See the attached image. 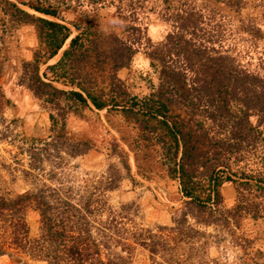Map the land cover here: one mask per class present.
Instances as JSON below:
<instances>
[{
  "label": "trees",
  "instance_id": "trees-1",
  "mask_svg": "<svg viewBox=\"0 0 264 264\" xmlns=\"http://www.w3.org/2000/svg\"><path fill=\"white\" fill-rule=\"evenodd\" d=\"M216 2L235 12L241 8V1ZM149 14L170 26L157 43L146 33L143 20ZM212 20L181 0H0V28L6 32L0 42L21 26H32L37 39L31 61L22 65L23 84L48 111L53 138L26 151L30 170L40 168L50 146L58 168L63 154L75 158L98 149L88 139L68 142L62 132L69 115L105 111L109 123L118 118L114 127L137 172L164 173L183 199L172 226L133 230L120 225L132 205L115 211L105 200L122 179L116 169V177L91 186L44 184L15 197L0 196V257L130 264L141 247L150 264H219L208 252L227 238L231 247L248 251L252 239L243 224L264 217V52L257 53L254 69L239 63L228 53L239 54L237 49L223 50L225 27ZM238 22L250 39L264 41L259 27ZM71 28L77 32L72 38ZM68 39L59 59L40 75L41 65ZM138 53L150 66L151 76L139 77L147 86L144 94L134 93V79L129 84L117 76ZM3 63L0 56V76ZM109 150L129 176L128 153L118 143ZM224 184L235 190L229 209L220 192ZM29 210L39 218L35 236L26 220ZM209 227L225 235L208 233ZM254 258L261 260L264 253L257 250Z\"/></svg>",
  "mask_w": 264,
  "mask_h": 264
},
{
  "label": "rangeland",
  "instance_id": "rangeland-1",
  "mask_svg": "<svg viewBox=\"0 0 264 264\" xmlns=\"http://www.w3.org/2000/svg\"><path fill=\"white\" fill-rule=\"evenodd\" d=\"M236 1H241L239 12H235L216 0H181L189 8L201 12L205 17H213L211 25L220 23L222 27H225L223 50L237 49L239 54L232 50L228 53L235 56L239 63L254 69L256 58L259 55L257 53L264 52V41L250 39L246 33H243L242 24L238 20H242L244 25L252 23L264 32V0ZM67 19L71 21L72 17L67 16ZM143 21L146 24L147 36L153 43L161 41L170 29L168 23L160 20L156 14H149ZM71 29L72 38L77 32ZM5 35L6 32L0 28V37H5ZM69 40L56 57L41 65L40 75L48 65L54 64L59 59L61 52L67 48ZM251 44L255 47L253 50L252 48L248 50ZM36 47L37 39L32 26H21L13 31L12 38L0 42V56L4 57L0 76V196L15 197L44 184L56 187L61 183L74 189L86 185L91 186L99 181L105 182L116 177V169L122 179L117 189L106 193L105 200L115 211H118L121 205H132L126 211L128 220L125 219L120 225L124 223L126 227H132L133 230L172 226V218L183 206L178 184L169 180L161 172L138 173L132 153L120 141L119 128L114 127L117 126L118 118L112 117V124L109 123L105 118V111H85L81 118L69 115L67 129L62 132L66 133L64 138L68 142L88 139L92 144L97 145L98 149H92L87 154L75 158L63 154V165L58 168L59 159L53 147L50 146L47 153L43 155L40 168L30 170V160L26 151L30 147L37 149L44 143H51L53 138L48 111L23 84L22 65L31 61ZM117 76L129 84L134 79L137 85L134 90L135 94L147 93V86L139 80V77L151 76L149 60L143 53H138L134 56L130 67L119 71ZM54 85L68 90L61 85ZM115 143H118L128 153L129 176L125 175L118 157L110 153L109 149ZM110 166H114V170H110ZM23 171L31 172L36 178L26 177ZM220 192L224 207L231 208L235 203L233 185L224 184ZM26 220L30 236H35L39 226L37 213L29 210ZM217 230L221 236L225 235L223 234L225 231L222 232L219 228L209 227L207 232L215 234L218 233ZM243 230L252 239L248 251L245 252L239 247H231L227 238L226 243L210 247L208 258L217 260L219 264H264V258L261 260L254 258L257 250L264 253V217L255 221L246 220ZM0 264L45 263L18 254L0 257ZM130 264H150L148 253L141 247H137L132 254Z\"/></svg>",
  "mask_w": 264,
  "mask_h": 264
}]
</instances>
